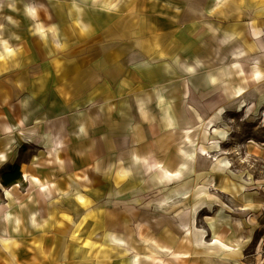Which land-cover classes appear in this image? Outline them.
<instances>
[{
    "label": "crops",
    "instance_id": "1",
    "mask_svg": "<svg viewBox=\"0 0 264 264\" xmlns=\"http://www.w3.org/2000/svg\"><path fill=\"white\" fill-rule=\"evenodd\" d=\"M247 50L264 51V0H0V264H64V232L88 248V174L105 184L123 153L122 190L183 217L162 256L263 264L264 194L220 160L184 174L193 124L220 135L219 114L245 100L233 63ZM211 204L206 227L186 223Z\"/></svg>",
    "mask_w": 264,
    "mask_h": 264
},
{
    "label": "rangeland",
    "instance_id": "2",
    "mask_svg": "<svg viewBox=\"0 0 264 264\" xmlns=\"http://www.w3.org/2000/svg\"><path fill=\"white\" fill-rule=\"evenodd\" d=\"M148 10L150 8L146 7ZM158 13L165 15V9L159 8ZM233 66L237 67V87L244 86L238 95L245 100L230 105L219 114L216 124L220 135L211 133L209 136L207 133L213 130L206 129L203 122L193 124L190 136L196 139V153L189 152L190 168L184 174L191 175L196 169L203 170L199 156L211 161L220 160L226 163L229 174L246 178L248 189L254 194H264V51L253 54L247 50L245 55L238 54ZM241 72H248L246 80L242 78ZM189 123L193 122L189 120ZM204 144H214L215 149L199 150V146ZM123 156L124 153L122 158L119 156L120 159L114 161L109 171L106 169L107 173L105 170V184L100 180L97 182L88 174V248L84 246L85 235L82 231L64 232V264H179L172 262L180 261L177 259L179 249L172 251L170 247L167 255L162 256V250L166 248L158 245L171 239V231L183 224V217L157 215L150 211L151 192L148 190H122L126 181ZM192 165L195 169H192ZM112 171L114 178L111 180L107 175ZM116 177H120L124 183L119 186ZM25 179L26 176L22 175V180ZM209 190L214 193L217 191L213 186ZM218 193L223 206L237 208L229 195ZM212 206L208 210L204 207L195 208L186 223L203 229L209 218L204 214L211 213ZM78 239H82L80 248L74 246ZM51 240L47 243H51ZM253 241L255 244L256 240ZM262 245L257 249L260 254L264 253V242ZM253 247H249L248 252L256 254V251H252Z\"/></svg>",
    "mask_w": 264,
    "mask_h": 264
},
{
    "label": "trees",
    "instance_id": "3",
    "mask_svg": "<svg viewBox=\"0 0 264 264\" xmlns=\"http://www.w3.org/2000/svg\"><path fill=\"white\" fill-rule=\"evenodd\" d=\"M9 171H10V173L11 172H14L15 174H16V176L15 177H13V179H11L10 181L6 178H3V177H5V176H3L5 173H3L2 174V179H4V182L7 184V183H9V182H13V180H14V178H17L18 176H19V172H18V167L15 165V164H13L11 167H9ZM8 171V172H9ZM16 171H17V173H16Z\"/></svg>",
    "mask_w": 264,
    "mask_h": 264
}]
</instances>
